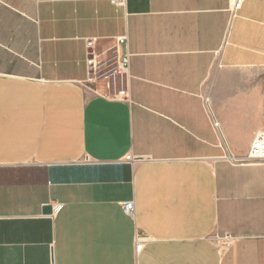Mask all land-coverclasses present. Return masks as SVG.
I'll list each match as a JSON object with an SVG mask.
<instances>
[{
  "label": "crops",
  "instance_id": "1",
  "mask_svg": "<svg viewBox=\"0 0 264 264\" xmlns=\"http://www.w3.org/2000/svg\"><path fill=\"white\" fill-rule=\"evenodd\" d=\"M229 6L0 0V264H264V165L226 160L264 118V0ZM123 36L128 103L85 87Z\"/></svg>",
  "mask_w": 264,
  "mask_h": 264
},
{
  "label": "built area",
  "instance_id": "2",
  "mask_svg": "<svg viewBox=\"0 0 264 264\" xmlns=\"http://www.w3.org/2000/svg\"><path fill=\"white\" fill-rule=\"evenodd\" d=\"M243 1L245 2V0H230L229 12L232 18L244 3ZM126 45L127 37H118L107 52L91 51L89 53L88 78L85 87L106 100L129 102V54ZM122 49L123 52H121ZM226 160L236 165H264V118L255 132L247 155L239 158L231 156ZM132 211L133 205L125 204V214L131 215ZM136 247L138 249L139 244Z\"/></svg>",
  "mask_w": 264,
  "mask_h": 264
},
{
  "label": "water",
  "instance_id": "3",
  "mask_svg": "<svg viewBox=\"0 0 264 264\" xmlns=\"http://www.w3.org/2000/svg\"><path fill=\"white\" fill-rule=\"evenodd\" d=\"M50 212H51V208L49 206H46L45 208H43V215L50 214Z\"/></svg>",
  "mask_w": 264,
  "mask_h": 264
},
{
  "label": "rangeland",
  "instance_id": "4",
  "mask_svg": "<svg viewBox=\"0 0 264 264\" xmlns=\"http://www.w3.org/2000/svg\"><path fill=\"white\" fill-rule=\"evenodd\" d=\"M232 155L231 154H229L226 158H229V157H231ZM233 157H235V156H233ZM236 158H239V157H236Z\"/></svg>",
  "mask_w": 264,
  "mask_h": 264
}]
</instances>
